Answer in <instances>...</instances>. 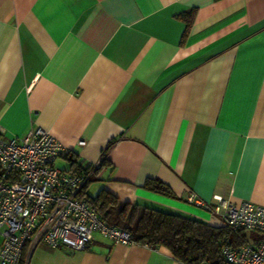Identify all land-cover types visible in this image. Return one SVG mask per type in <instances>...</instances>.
Masks as SVG:
<instances>
[{
	"label": "crops",
	"instance_id": "0c3cea01",
	"mask_svg": "<svg viewBox=\"0 0 264 264\" xmlns=\"http://www.w3.org/2000/svg\"><path fill=\"white\" fill-rule=\"evenodd\" d=\"M31 127L66 146L61 170L106 152L88 195L211 226L224 224L190 193L264 206V0H0V136ZM24 261L186 264L101 234L82 251L27 245Z\"/></svg>",
	"mask_w": 264,
	"mask_h": 264
},
{
	"label": "built area",
	"instance_id": "2783aa9c",
	"mask_svg": "<svg viewBox=\"0 0 264 264\" xmlns=\"http://www.w3.org/2000/svg\"><path fill=\"white\" fill-rule=\"evenodd\" d=\"M65 151L61 141L40 127H31L20 138L0 136V264H25L27 245L82 251L95 234L114 244H138L127 231L108 225L79 197L100 160L80 162L75 171L67 172L55 165ZM187 202L234 230L262 234L258 241L242 246L224 244L221 254L226 264H264V206L249 201L236 206L220 197L209 204L193 193Z\"/></svg>",
	"mask_w": 264,
	"mask_h": 264
},
{
	"label": "trees",
	"instance_id": "16d2710c",
	"mask_svg": "<svg viewBox=\"0 0 264 264\" xmlns=\"http://www.w3.org/2000/svg\"><path fill=\"white\" fill-rule=\"evenodd\" d=\"M192 20L193 16L185 19L184 36ZM113 143L112 141L107 145L106 151ZM66 153L65 151L64 154ZM105 155L106 152H103L99 168L106 164ZM69 159L71 167L67 172L75 171L80 162L73 160L72 157ZM85 187L79 197L85 200L108 225L127 231L138 243L148 244L153 248L166 247L175 259L183 263L226 264L221 254L222 246L227 243L231 246L246 244V230H234L226 225L211 226L196 219L140 207L131 201L120 200L117 195L106 189H100L95 195H88L84 191ZM142 187L158 194L172 196L169 188L156 178H147Z\"/></svg>",
	"mask_w": 264,
	"mask_h": 264
},
{
	"label": "rangeland",
	"instance_id": "374dc122",
	"mask_svg": "<svg viewBox=\"0 0 264 264\" xmlns=\"http://www.w3.org/2000/svg\"><path fill=\"white\" fill-rule=\"evenodd\" d=\"M58 160H59V159H57L56 162H55V165H57V166H58Z\"/></svg>",
	"mask_w": 264,
	"mask_h": 264
}]
</instances>
